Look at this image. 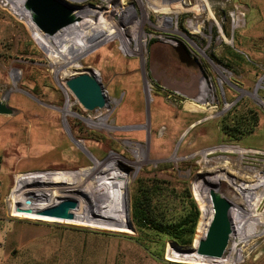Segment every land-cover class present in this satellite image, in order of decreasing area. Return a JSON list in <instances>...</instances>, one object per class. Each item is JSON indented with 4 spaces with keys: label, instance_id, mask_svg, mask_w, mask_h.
<instances>
[{
    "label": "rangeland",
    "instance_id": "rangeland-1",
    "mask_svg": "<svg viewBox=\"0 0 264 264\" xmlns=\"http://www.w3.org/2000/svg\"><path fill=\"white\" fill-rule=\"evenodd\" d=\"M60 1L79 21L41 37L25 0H0V100L12 109L0 114V264H264V0ZM84 72L105 107L84 109L66 87ZM254 113L239 139L221 130ZM139 177L174 186L169 217L184 213L186 182L193 243L212 216L203 181L217 184L233 203L223 257L136 228ZM64 199L78 202L72 219L39 213Z\"/></svg>",
    "mask_w": 264,
    "mask_h": 264
},
{
    "label": "water",
    "instance_id": "water-1",
    "mask_svg": "<svg viewBox=\"0 0 264 264\" xmlns=\"http://www.w3.org/2000/svg\"><path fill=\"white\" fill-rule=\"evenodd\" d=\"M25 8L29 10L35 26L50 36L80 19L74 14V8L60 0H25ZM173 48L179 53V60L182 63L187 66H196L197 61L185 47L178 45ZM65 85L84 109L94 110L106 106L103 88L93 72L70 76L65 81ZM11 112L12 109L7 106L6 100H0V114H11ZM203 183L208 187V201L211 204L212 216L196 246H193L192 242L191 246L184 249L194 251L199 256L219 259L223 257L233 234L231 218L233 203L219 192L217 184L206 180ZM77 205V200L64 199L39 213L49 217L72 219V210ZM31 211L27 208V212Z\"/></svg>",
    "mask_w": 264,
    "mask_h": 264
},
{
    "label": "trees",
    "instance_id": "trees-1",
    "mask_svg": "<svg viewBox=\"0 0 264 264\" xmlns=\"http://www.w3.org/2000/svg\"><path fill=\"white\" fill-rule=\"evenodd\" d=\"M257 122L255 113L250 118L244 114L233 119L231 124L223 122L221 130L229 139H239V134L249 133L257 125ZM177 182L183 185L179 195L185 201L183 214L178 217H169L162 210L161 201L165 197L164 190L175 191L174 186H171L172 188L166 186V184H171L164 180H157L156 178L148 180L139 177L135 180L136 187L132 197L131 219L134 226L139 230H148L157 235L166 236L179 246H189L195 234L199 211L186 182Z\"/></svg>",
    "mask_w": 264,
    "mask_h": 264
},
{
    "label": "bare ground",
    "instance_id": "bare-ground-1",
    "mask_svg": "<svg viewBox=\"0 0 264 264\" xmlns=\"http://www.w3.org/2000/svg\"><path fill=\"white\" fill-rule=\"evenodd\" d=\"M179 5H182V4L179 3ZM112 24H113V23H112ZM113 28H114V27H113ZM112 31H113V30L110 29V30H109V32H110L109 34H114V31H113V32H112ZM40 33H41V31H40ZM44 35L47 36V34H43V32H42V33H41V37H43ZM66 35H68V34H66ZM73 35H74V34H73ZM56 36H57V35H56ZM58 37H59V36H58ZM63 37H64V36H63ZM67 37H68V36H67ZM67 37H66V38H67ZM108 37H109V36H108ZM51 39H52V38H51ZM61 39H62V38H61ZM55 40H56V39H55ZM63 40H64V39H63ZM66 41H68V39H66ZM70 41H71V40H70ZM82 41H83V40H82ZM62 42H63V41H62ZM77 42H78V41H77ZM63 43H64V42H63ZM63 43H62V44H63ZM67 43H68V42H67ZM74 43H75V42H74ZM75 44H78V43H75ZM79 44H80V43H79ZM79 44H78V45H79ZM70 45H71V44H70ZM80 45H81V44H80ZM90 45H91V44H90ZM91 46H92V45H91ZM72 47H73V46H72ZM84 47L86 48L87 46H84ZM65 48L67 49V46H66ZM88 48H89V47H88ZM75 58H76V57H75ZM98 74H99V73H98ZM188 83H190V82H188ZM183 85H184V84H183ZM201 90H202V89H201ZM194 108H195V107H194ZM115 115H116V114H115ZM210 153H211V152H210ZM115 163H116V162H115ZM120 164H121V163L118 162V166H121ZM95 166H96V165H95ZM254 208H255V207H254ZM254 208H253V209H254ZM250 234H251V232L248 233V236H250ZM197 241H198V238L195 239V241H194V243H193V246H196ZM174 247H176L177 249H182V251H187V250L184 249V248H178V246H176V245H174ZM192 253H193V254H196L194 251H192ZM196 255H197V254H196ZM240 257H241V256H240Z\"/></svg>",
    "mask_w": 264,
    "mask_h": 264
},
{
    "label": "flooded vegetation",
    "instance_id": "flooded-vegetation-1",
    "mask_svg": "<svg viewBox=\"0 0 264 264\" xmlns=\"http://www.w3.org/2000/svg\"><path fill=\"white\" fill-rule=\"evenodd\" d=\"M178 45H182L183 46V44H177V45H172V48H173V46H178ZM184 47V46H183ZM173 50L175 51V53H176V57H177V59L179 60V53L173 48ZM190 54V53H189ZM191 55V54H190ZM192 56V55H191ZM179 62L181 63V64H183V65H185L186 67H190V68H199L200 70H201V64H198L197 62H196V66H187L185 63H182L180 60H179Z\"/></svg>",
    "mask_w": 264,
    "mask_h": 264
}]
</instances>
